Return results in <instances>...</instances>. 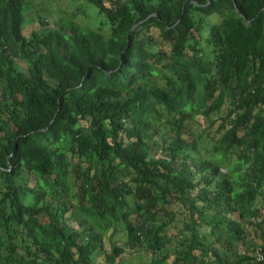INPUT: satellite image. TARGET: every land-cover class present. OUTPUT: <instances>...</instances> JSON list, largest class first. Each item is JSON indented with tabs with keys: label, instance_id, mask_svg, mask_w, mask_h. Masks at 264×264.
I'll return each mask as SVG.
<instances>
[{
	"label": "trees",
	"instance_id": "obj_1",
	"mask_svg": "<svg viewBox=\"0 0 264 264\" xmlns=\"http://www.w3.org/2000/svg\"><path fill=\"white\" fill-rule=\"evenodd\" d=\"M85 1L0 0V264H264V0Z\"/></svg>",
	"mask_w": 264,
	"mask_h": 264
},
{
	"label": "rangeland",
	"instance_id": "obj_2",
	"mask_svg": "<svg viewBox=\"0 0 264 264\" xmlns=\"http://www.w3.org/2000/svg\"><path fill=\"white\" fill-rule=\"evenodd\" d=\"M91 5L90 2L85 0H30L24 8L23 32L29 35L32 30H43V25L39 22V15L46 20L47 24L45 26H51L59 15L67 14L72 15L74 21L81 26L100 28L106 34L108 32L107 25L102 22L101 15L97 12L96 7ZM203 58L205 59L206 55H203ZM195 130L197 132L196 126ZM125 256L134 260L135 253L132 255V253L126 252ZM170 259L165 264H171Z\"/></svg>",
	"mask_w": 264,
	"mask_h": 264
}]
</instances>
